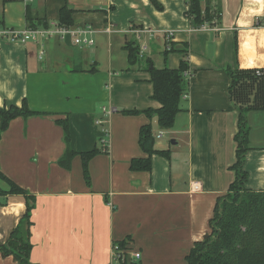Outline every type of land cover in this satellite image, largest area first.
<instances>
[{
  "label": "crops",
  "instance_id": "crops-1",
  "mask_svg": "<svg viewBox=\"0 0 264 264\" xmlns=\"http://www.w3.org/2000/svg\"><path fill=\"white\" fill-rule=\"evenodd\" d=\"M157 1L162 10L151 0H0V23L8 29H27V15L57 24L68 6L74 26L97 31L95 45L83 49L71 39H0V108L26 99L43 113L14 119L0 138V172L37 198L32 264H121L113 261V247L125 240L128 263L186 264L235 179L239 114L227 70L264 69V0H211L221 21L206 28L187 18L188 0ZM168 32L174 51L165 55ZM131 42L146 47L135 65L126 49ZM181 50L188 52V89L173 128L162 131L143 113L124 115L160 107L148 64L177 69ZM59 120H69L72 150L104 151L89 163L90 186L81 156L70 170L59 165L67 149ZM149 123L155 148L170 157L154 155L152 171L133 172L132 160L147 158L139 133ZM247 123V187L264 191V111H250ZM194 183L199 191H192ZM0 188L8 187L0 180ZM25 212L22 196H0V243ZM0 264L16 263L0 254Z\"/></svg>",
  "mask_w": 264,
  "mask_h": 264
},
{
  "label": "trees",
  "instance_id": "trees-1",
  "mask_svg": "<svg viewBox=\"0 0 264 264\" xmlns=\"http://www.w3.org/2000/svg\"><path fill=\"white\" fill-rule=\"evenodd\" d=\"M6 0H3L5 2ZM211 0H188L187 18L196 28L207 24L211 27L221 21V9L212 8ZM152 4L162 10V5L157 0H151ZM73 10L65 6L60 11L58 24L63 27L74 26L72 18ZM1 25H3L1 23ZM48 28L46 18L34 19L27 15V28ZM236 41V39H235ZM165 55L174 51V44L170 43ZM237 48V46H236ZM126 49L129 52V62L135 65L139 59V46L136 42L128 43ZM181 61L179 68L158 69L150 61L148 72L151 75L153 85L152 99L160 104L158 109L123 110L124 115L145 114L150 119H157L162 131L173 128L177 115L181 112V101L188 89L185 73L189 71L187 62L188 52L179 51ZM228 69L230 86L228 89L232 106L238 111V133L234 140L237 144L236 162L230 168L235 173V179L230 184L227 193L216 201L213 217L209 221L210 231L202 241L194 243L186 256V264H264V191H254L247 187L249 174L245 170V163L250 146V129L247 123V115L250 111H264V69L260 70ZM43 113L30 109L27 100L22 106L0 108L2 125L0 138L11 121L18 117L29 118ZM58 124L64 129L67 149L59 160V165L70 170L75 156H81L83 172L86 183L91 185L89 163L92 158L101 154L103 149L98 147L89 152L77 153L70 147L71 131L69 120H59ZM156 139L152 124L141 127L139 133V145L147 158L133 159L130 169L133 172L152 171L154 155L169 158L168 151H160L155 148ZM105 150V149H104ZM106 151V150H105ZM0 180L7 185V189L0 188V196L20 195L24 199L26 212L20 219L17 227L11 232L5 243H0V254L4 258L12 257L16 264H32L30 260L33 245L31 242L32 213L36 208L37 198L22 189L4 174L0 172ZM120 249L124 250L127 240L118 242ZM128 256L121 264L128 263Z\"/></svg>",
  "mask_w": 264,
  "mask_h": 264
},
{
  "label": "built area",
  "instance_id": "built-area-1",
  "mask_svg": "<svg viewBox=\"0 0 264 264\" xmlns=\"http://www.w3.org/2000/svg\"><path fill=\"white\" fill-rule=\"evenodd\" d=\"M208 25L205 24L201 26V28H206ZM106 32H109L108 29H106ZM136 34H141L142 31H134ZM97 34V31L91 26L86 25L83 27L78 26H71V27H63L57 24H50L48 28H37V29H24V30H15V29H8L5 26L1 25L0 23V39L7 40L11 43H22L26 44L29 42H34L37 44H41L45 40L57 38L61 41H67L68 39H71L73 44L79 48H90L95 45V35ZM174 35L173 32L167 33V47L170 48V38H172ZM140 38V37H139ZM146 47L143 46L141 50H139V55L141 54V51H145ZM188 74V72L185 73V76ZM260 70L257 71V75H261ZM186 97V95H184ZM104 111H107L105 108ZM111 113V112H110ZM100 123V122H99ZM200 185L197 183H194L192 185V191H199ZM127 253L120 249L117 245H114L113 247V261L117 263H121L122 261H125ZM133 257L136 259H139L141 256L138 253L133 254Z\"/></svg>",
  "mask_w": 264,
  "mask_h": 264
},
{
  "label": "rangeland",
  "instance_id": "rangeland-1",
  "mask_svg": "<svg viewBox=\"0 0 264 264\" xmlns=\"http://www.w3.org/2000/svg\"><path fill=\"white\" fill-rule=\"evenodd\" d=\"M56 39V38H55ZM81 49H83V48H81Z\"/></svg>",
  "mask_w": 264,
  "mask_h": 264
}]
</instances>
